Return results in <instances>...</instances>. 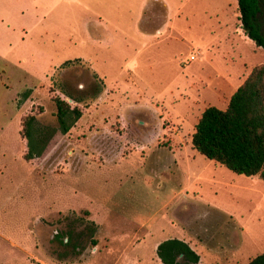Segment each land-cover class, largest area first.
<instances>
[{"label":"rangeland","instance_id":"obj_1","mask_svg":"<svg viewBox=\"0 0 264 264\" xmlns=\"http://www.w3.org/2000/svg\"><path fill=\"white\" fill-rule=\"evenodd\" d=\"M240 15L238 0H0V264H163L169 238L199 264L264 252V180L192 144L264 63ZM259 18L264 32V0ZM51 87L85 107L67 133ZM34 104L51 146L36 165L20 135Z\"/></svg>","mask_w":264,"mask_h":264},{"label":"trees","instance_id":"obj_2","mask_svg":"<svg viewBox=\"0 0 264 264\" xmlns=\"http://www.w3.org/2000/svg\"><path fill=\"white\" fill-rule=\"evenodd\" d=\"M238 5L243 32L257 46L264 48V32L259 18L262 0H238ZM49 92L56 104V116L63 132L67 133L71 127L69 119H79L85 107L79 104L80 100L54 87ZM45 110L44 105L34 104L20 118V135L25 143L22 155L24 160L34 165L39 164L44 156L38 147L45 151L51 149L47 139L35 142L33 137L37 117ZM192 144L201 154L231 171L246 176L258 175L264 180V63L254 66L226 108L211 105L203 111ZM157 255L163 264L200 262V254L179 238H169L160 243ZM248 264H264V252L252 257Z\"/></svg>","mask_w":264,"mask_h":264},{"label":"flooded vegetation","instance_id":"obj_3","mask_svg":"<svg viewBox=\"0 0 264 264\" xmlns=\"http://www.w3.org/2000/svg\"><path fill=\"white\" fill-rule=\"evenodd\" d=\"M61 234V235H60ZM63 234L65 235L64 232L60 233V232H56V236H58L60 239H62V242L66 245H70V242H71V239H70V236L67 235L66 233V236H63ZM63 236V237H62Z\"/></svg>","mask_w":264,"mask_h":264},{"label":"built area","instance_id":"obj_4","mask_svg":"<svg viewBox=\"0 0 264 264\" xmlns=\"http://www.w3.org/2000/svg\"><path fill=\"white\" fill-rule=\"evenodd\" d=\"M196 57H197V55L196 54H193V55L190 56V60H195Z\"/></svg>","mask_w":264,"mask_h":264}]
</instances>
